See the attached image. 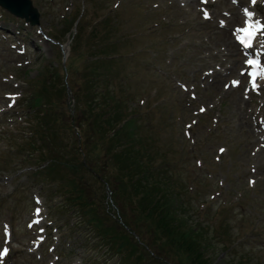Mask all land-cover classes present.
I'll list each match as a JSON object with an SVG mask.
<instances>
[{
    "label": "rangeland",
    "instance_id": "rangeland-1",
    "mask_svg": "<svg viewBox=\"0 0 264 264\" xmlns=\"http://www.w3.org/2000/svg\"><path fill=\"white\" fill-rule=\"evenodd\" d=\"M31 1L41 16L38 27L24 29V34L29 38L28 51L17 56L15 51L8 49L1 40H4L5 36L1 35L0 39V228L2 223L6 222L14 232L12 252L5 264H67L71 260L78 264L81 259L87 260V264L117 263L114 252L104 253V248L91 257L94 250L87 249V240L90 237H87L86 232L73 230L71 235L68 234V238H63L67 233L62 228L70 214L57 208L62 199L53 198L47 191V189L51 191L54 186V175L49 173L51 175L49 176L46 171L42 172L41 176L34 173L46 163L44 160H38L40 157L34 152L35 146L29 148L27 145L29 139L33 137L30 136L34 126L32 117L33 112L37 110L34 109L30 113L28 99L32 93L45 87L52 99L50 103L54 105L53 114L59 119L56 125L58 136L54 141L59 146H65L67 151V143L73 140L71 147L76 148L78 131L70 124L68 116L72 105H68V99L72 102L71 98L75 95L73 93L83 85L81 74L85 73L84 63L89 56L88 47L95 45L97 38L104 34L103 25L98 24L103 15H109L104 22L118 27L114 32L115 36L111 35V38L115 39L112 53L117 52L119 55L120 52L125 56L129 51L138 52L134 59L124 61L118 58L114 62L113 71L116 73L110 75L112 77L110 90L119 84L129 86L131 94L126 102L128 112H135L134 103L136 104L140 95L141 99L144 100L145 97V101L155 105V108L152 106L147 108L146 118L163 132V139L166 138L164 134L168 132L170 150L175 163L178 162L177 176L185 180L186 172L190 171L193 175L191 184L193 195L189 196L184 190H179V193L186 194L184 197L188 203H185L186 218L188 217L191 225L201 221L212 225L211 229L204 230L206 234L216 238L210 241L213 242V245L211 244L213 250L208 249L207 258L212 264L221 261H224L221 264H264V132L258 134L257 130L252 128L254 116L261 104H264V91L261 97L246 100L241 93L242 88H223V82L227 80L224 75L228 72L233 76L240 66V63L235 64L236 69L232 70V58L228 59L226 55L230 49L232 53L235 48L228 32L232 25L227 31L225 28L216 29V22H203L197 9L198 0L195 13H188L186 9L179 7L180 0H168L167 4V0ZM186 1L188 5L191 4V0ZM220 5H228V2ZM220 5H215V12L223 8ZM78 11L82 13L78 23V30H81V45L77 50L76 41L70 40L69 49L62 59V50L49 42H44L37 32L41 31L54 37L64 46L70 36V33H66L67 22ZM62 15L66 16L63 20ZM217 17L223 18L218 14ZM10 18L7 15L6 19L4 15L3 21L7 24L12 23ZM152 21H160L162 24L157 30H147L151 28L149 24ZM180 21H184V24H180ZM4 27L11 29L8 26ZM2 28L3 26H0V29ZM6 32L8 38L19 39ZM117 33H121L122 37L130 34L144 36L139 37L131 45H121L116 41ZM92 34L95 36L91 37ZM222 66L225 69L220 70L217 75L213 73L211 82L209 79L203 81V70L221 69ZM154 70L166 74L167 77H161ZM192 73H195L193 81L198 85L203 84V88L200 90L201 85L198 87V97L195 100H188V93L185 94L174 85L173 78L186 83L185 77L189 78V74ZM136 74L140 75V78L135 83ZM163 82L159 88L162 97L158 99L150 89L158 87ZM54 83L55 91L51 90ZM63 87L70 89L71 98ZM10 93H19L20 97L14 107L8 109L5 96ZM119 97L126 101L124 97ZM163 102L167 103L162 105ZM46 104L47 102H42L39 106L43 108L48 106ZM158 104L161 105L156 107ZM199 106L210 112L206 115L208 118L203 116L202 120H209V116L212 115L219 122L215 129L209 121L205 125H197L192 136L188 138L182 134V120L191 119L193 116L190 115L196 113ZM261 113L264 116V106ZM48 115L50 116L47 113ZM55 116L51 115L50 118ZM145 120L147 121L143 119ZM210 129L211 131H208ZM84 134H81L82 144ZM218 146H224L226 153L218 156L216 154ZM38 154L45 155L43 152ZM70 159L76 160L77 157ZM70 173L62 169L60 175L70 177L68 175ZM95 174L97 176L85 173L86 182L81 189L86 200L96 205L100 214L107 215L105 218L108 226H115L117 230L118 227L122 228L116 219L118 216L124 217L134 234L141 235L143 251L141 264H154L155 261L164 260L165 248L156 249L159 241L155 242L152 227L148 231L140 219L136 223L138 218L131 210L133 206L125 199H117L116 204L115 184L104 183V179L97 181V177L101 178L100 174L104 175V172L99 171V174ZM248 180H254L255 183L250 185ZM40 193L48 206L54 226L56 228L61 226L60 234L57 235L53 231L50 236L51 244H55L53 238L55 235L58 240L60 235L64 239L63 245L57 246L58 251L55 254H63L65 258L58 262L49 253L47 242L43 245L45 246L43 251H40L43 247L41 246L38 252L33 254L29 252V240L33 237L29 231L24 230V225L34 207L33 196ZM197 207L204 211L203 218L199 217ZM207 224L205 226L209 227ZM131 236L135 240L134 236ZM67 242H70L71 249L64 246ZM145 242L150 246L146 245L147 248H143ZM226 247L229 248L227 251ZM76 252H81V258L79 255L75 256ZM218 255L220 256L215 259ZM225 255L226 259L221 260ZM172 261L179 264L178 259L173 258ZM182 262L181 264H184L185 261Z\"/></svg>",
    "mask_w": 264,
    "mask_h": 264
},
{
    "label": "trees",
    "instance_id": "trees-1",
    "mask_svg": "<svg viewBox=\"0 0 264 264\" xmlns=\"http://www.w3.org/2000/svg\"><path fill=\"white\" fill-rule=\"evenodd\" d=\"M74 22L75 19L70 22L66 32L70 31ZM78 31V42H81V30ZM108 50L105 46L91 47V57L102 53L106 58L85 64V73L81 74L83 85L73 93V124L80 134L85 133L82 144L85 163L81 161L77 148H72L73 154L64 152L66 148L54 141L56 136L52 122L58 119L46 116V113L55 115L49 91L42 87L30 96V113L37 109L33 112L37 123L32 135L39 140L43 149L52 153L49 154L52 161L47 172L54 174L56 179H59L58 176L63 178L58 194L62 193L67 203L72 204L76 214L80 215L76 226L84 223L89 227L97 244H103L107 251H113L120 264H141L142 248L122 226L118 230L115 226H108L107 215L100 214L97 206L86 200L81 189L86 182L85 173L94 176V173L104 172V175L100 174L104 182L115 184L116 204L117 199H125L133 206L131 210L138 218L136 223L140 219L148 231L152 227L154 240L159 241L156 249L165 248L166 253L164 260L155 261L154 264H162V261L163 264L171 263L173 258L178 259L179 264L183 263L182 260L184 264H212L207 253L208 249L213 250V242H210L213 237L204 232L205 228L212 227H206L207 223L189 224L186 218L187 201L184 200L186 194L179 193V190L186 193V182L177 176V165L171 159L170 147H161L153 127L142 123L139 112L127 111V92L116 91L115 88L110 90V75L116 73L113 71L116 59L111 58L114 55L112 52L108 54ZM51 90L55 91L54 85ZM42 102H47L48 106L41 108L39 105ZM62 169L70 171L68 175L74 179L60 175ZM121 221L130 229L124 217H121ZM138 236L142 240L141 235ZM145 245L150 246L146 242ZM228 249L226 247L225 251ZM224 259L226 255L221 260Z\"/></svg>",
    "mask_w": 264,
    "mask_h": 264
},
{
    "label": "snow or ice",
    "instance_id": "snow-or-ice-1",
    "mask_svg": "<svg viewBox=\"0 0 264 264\" xmlns=\"http://www.w3.org/2000/svg\"><path fill=\"white\" fill-rule=\"evenodd\" d=\"M208 2V0H205ZM252 4L255 5L257 0H251ZM244 14L247 17L245 27L239 29L243 35L239 38L241 46L245 50H251L253 48L254 42L261 36H264V22L255 19V14L249 9H244ZM205 18L208 17V13H205ZM246 65L250 68L247 72L248 77H250V83L252 84L253 90L260 87L259 81L264 80V64H262L259 59H247ZM242 74H244L242 72ZM238 81H234V86H238ZM9 250L5 248L0 251V261H3L4 257L8 255Z\"/></svg>",
    "mask_w": 264,
    "mask_h": 264
},
{
    "label": "water",
    "instance_id": "water-1",
    "mask_svg": "<svg viewBox=\"0 0 264 264\" xmlns=\"http://www.w3.org/2000/svg\"><path fill=\"white\" fill-rule=\"evenodd\" d=\"M0 7L16 17L25 19L31 25L38 23L37 11L32 7L30 0H0Z\"/></svg>",
    "mask_w": 264,
    "mask_h": 264
},
{
    "label": "bare ground",
    "instance_id": "bare-ground-1",
    "mask_svg": "<svg viewBox=\"0 0 264 264\" xmlns=\"http://www.w3.org/2000/svg\"><path fill=\"white\" fill-rule=\"evenodd\" d=\"M192 3H195V0H192ZM237 18H240V16H239L238 13L235 11V12L233 13V19L236 20ZM256 18H260V16H256ZM225 38H226V41H227V40H228V36L226 35ZM65 52H67V49H65Z\"/></svg>",
    "mask_w": 264,
    "mask_h": 264
}]
</instances>
